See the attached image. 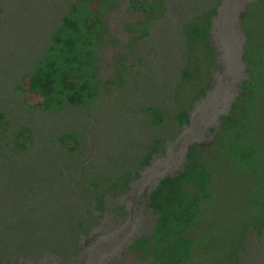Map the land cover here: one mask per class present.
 <instances>
[{"label":"rangeland","instance_id":"374dc122","mask_svg":"<svg viewBox=\"0 0 264 264\" xmlns=\"http://www.w3.org/2000/svg\"><path fill=\"white\" fill-rule=\"evenodd\" d=\"M69 1L0 0V112L10 122L0 126L9 127L0 132V264H150L130 250L135 239L152 232L149 194L162 178L182 170L194 144L213 143L221 119L241 96L248 78L241 19L254 0H164V14L145 38L125 30L140 15L128 9L129 0H116L108 16L114 39L100 54L99 99L46 113L38 107L42 98L15 85L45 53ZM214 8L211 63L195 49L201 69L210 70L206 92L199 95L196 83L182 75L188 65L183 26L195 16L204 20ZM149 106L163 111L159 126L151 124ZM184 109L188 121L179 125L175 116ZM257 125L264 143V118ZM24 126L33 129L34 139L28 151L16 153L6 140L12 142ZM66 132L81 142L72 152L58 142ZM149 152L152 158L141 168ZM218 154L206 157H216L222 167ZM123 171L130 175L127 190L104 189V209L95 208L93 183L106 187L110 176ZM247 179L233 167L219 170L204 228L193 237L217 235L220 249L203 252L196 264H229L226 254L236 250L237 233L249 223L250 215L242 216ZM238 254L239 264H264V230L259 235L249 229Z\"/></svg>","mask_w":264,"mask_h":264},{"label":"trees","instance_id":"16d2710c","mask_svg":"<svg viewBox=\"0 0 264 264\" xmlns=\"http://www.w3.org/2000/svg\"><path fill=\"white\" fill-rule=\"evenodd\" d=\"M115 5L116 0L67 2V11L50 34L45 53L35 60L30 71L22 75L15 89L42 98L38 107L46 113H58L68 107H88L98 100L104 87L99 78L100 54L108 41L114 39L108 16ZM128 9L139 14L140 19L126 25L125 30L145 38L151 34V23L164 14L166 4L164 0H129ZM215 13L216 8L206 12L204 20L195 16L183 26L188 65L182 75L188 83H196L194 87L199 90V95L206 92L210 70L208 67L201 69L195 49H200L203 62L211 63L215 54L210 28ZM241 26L247 36L244 59L248 73L241 85L242 94L232 104L230 113L221 119L213 143L209 146L194 144L186 155L182 170L162 178L150 192L148 206L155 215L152 232L135 239L130 246L140 260H150V264H196L195 260H199L203 252L220 249L221 237L208 235L199 240L193 234L204 228L205 212L214 199L219 170H229V167H233L238 175L246 176L250 183L249 196L244 195L242 211L243 217L250 215L247 218L249 223L237 233L236 250L226 254L229 264H239L238 253L244 248L249 229L259 235L264 230V143L260 142L261 135L257 132L258 120L264 118V0H254L246 6ZM203 72L206 78H199ZM204 80L206 85L203 87ZM146 112L155 127L165 120L163 111L156 106L147 107ZM175 118L179 125L187 122V110H180ZM3 124H10L6 112H0V126ZM8 131L9 127L0 130ZM33 139V129L24 126L14 133L12 142L6 140V146H13L16 153L25 152L30 149ZM58 142L69 152L81 144L72 132L63 133ZM72 142L76 146H72ZM156 145L157 141H154L151 149L155 150ZM210 151L221 154L224 166L218 165L216 157H206ZM151 158L149 152L140 167L148 165ZM129 181L130 175L126 171L119 176H110L106 187L95 181V208L104 209V189L124 191ZM80 237L78 234L76 241Z\"/></svg>","mask_w":264,"mask_h":264}]
</instances>
